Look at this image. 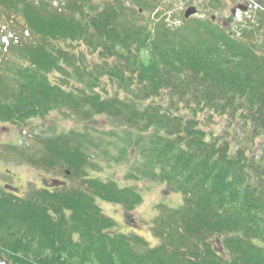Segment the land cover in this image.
I'll use <instances>...</instances> for the list:
<instances>
[{
	"label": "trees",
	"instance_id": "trees-1",
	"mask_svg": "<svg viewBox=\"0 0 264 264\" xmlns=\"http://www.w3.org/2000/svg\"><path fill=\"white\" fill-rule=\"evenodd\" d=\"M131 2L0 0V123L26 140L2 143L0 160L76 183L54 179L24 195L0 187V260L264 264V11L239 34L212 17L174 30L145 17L160 0ZM52 111L84 127L45 134L31 124ZM97 117L111 127L92 126ZM216 118L247 142L203 126ZM98 157L184 195L179 207L157 205L160 244L114 229L97 197L121 204L132 224L143 196L91 176Z\"/></svg>",
	"mask_w": 264,
	"mask_h": 264
},
{
	"label": "rangeland",
	"instance_id": "rangeland-1",
	"mask_svg": "<svg viewBox=\"0 0 264 264\" xmlns=\"http://www.w3.org/2000/svg\"><path fill=\"white\" fill-rule=\"evenodd\" d=\"M107 1L109 0H94V4L98 5L99 3ZM248 1L249 0H221V3L219 4L216 3V0H160V8L152 14L146 12L145 17L157 20L163 17V13L166 12L165 14L168 16L172 15V18L169 17L171 21L178 24L182 22L183 12L186 8L190 5H194L199 9L197 16L194 18L197 17L206 22L210 17L214 16V21H217L220 24H225L226 27L227 21L230 17L234 20L236 17L243 16L245 12L247 16L250 15V9L253 8H247L249 5ZM125 2L127 3V6L134 5L131 0H125ZM260 3L264 5V2ZM214 5L219 7V10H215ZM157 11H162V15H159V18L155 15ZM181 26L182 24L179 25V27ZM171 27L174 30L177 28V26ZM259 34H261V40H264V29L261 30ZM76 44L79 43L76 42ZM67 47L70 49L69 45ZM77 50L78 49L76 48V51ZM142 55L145 59H148L150 57L149 50H143ZM92 59L95 61L97 60L95 56H93ZM215 121L217 122L216 125H210L203 119V126H206V129L214 128L215 132L230 136L231 140L236 137L237 139L241 138L244 143L247 142L246 137L242 136L243 131L241 128L235 129V126L229 127L227 126L229 122L224 121L221 118H216ZM31 124L35 126L37 125V130L42 129L46 132L45 134L79 130L84 127V124L81 123V121L68 117L59 111H52L44 119L36 118ZM91 125L106 129L111 127L109 120L101 117H97L95 120L91 121ZM25 142L26 140L21 138L20 129L17 126L10 123H0V145L2 143L23 145ZM96 161H98L100 165L102 164L103 168L101 170L91 169L89 171L91 176L104 180L114 179L120 186H131L136 188L143 196V201L133 211L134 221L132 224L126 222V217L124 215L125 211L122 205L97 197L96 200L102 209V212L115 221L116 225L114 229L125 234H137L143 236L151 246L160 244L161 239L155 237L152 233L153 220L159 212L157 205L164 203L170 207H179L184 202V195L180 192L169 193L164 184L148 180L143 181L126 178L125 174L129 170V165L126 163H116L113 161L109 164L101 157L96 158ZM54 179H57V181H65L72 186L76 185L75 181L66 177L65 174L39 170L31 164L18 162L17 160H0V187L7 188V186L10 185L15 187L20 195L26 194L31 188V185L43 187L50 184Z\"/></svg>",
	"mask_w": 264,
	"mask_h": 264
},
{
	"label": "water",
	"instance_id": "water-1",
	"mask_svg": "<svg viewBox=\"0 0 264 264\" xmlns=\"http://www.w3.org/2000/svg\"><path fill=\"white\" fill-rule=\"evenodd\" d=\"M196 7H190L187 11H186V13H185V17H189L191 14H194V13H196ZM0 264H9L8 262H6V261H2V260H0Z\"/></svg>",
	"mask_w": 264,
	"mask_h": 264
},
{
	"label": "bare ground",
	"instance_id": "bare-ground-1",
	"mask_svg": "<svg viewBox=\"0 0 264 264\" xmlns=\"http://www.w3.org/2000/svg\"><path fill=\"white\" fill-rule=\"evenodd\" d=\"M99 163V162H98ZM122 163V162H121ZM102 165V164H101ZM130 166V165H129ZM102 167H103V165H102ZM91 169H89V171H90ZM131 179H133V178H131ZM118 184V183H117Z\"/></svg>",
	"mask_w": 264,
	"mask_h": 264
}]
</instances>
